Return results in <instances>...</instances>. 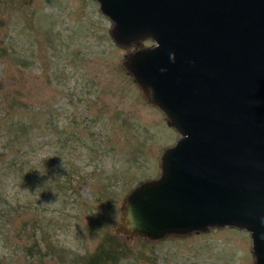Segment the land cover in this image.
Instances as JSON below:
<instances>
[{"label": "rangeland", "instance_id": "rangeland-1", "mask_svg": "<svg viewBox=\"0 0 264 264\" xmlns=\"http://www.w3.org/2000/svg\"><path fill=\"white\" fill-rule=\"evenodd\" d=\"M111 24L94 0H0V264H252L237 227L112 233L178 133L121 67Z\"/></svg>", "mask_w": 264, "mask_h": 264}, {"label": "water", "instance_id": "water-1", "mask_svg": "<svg viewBox=\"0 0 264 264\" xmlns=\"http://www.w3.org/2000/svg\"><path fill=\"white\" fill-rule=\"evenodd\" d=\"M94 1L127 49L121 67L178 133L157 176L124 196L112 233L158 241L237 227L264 264V0Z\"/></svg>", "mask_w": 264, "mask_h": 264}, {"label": "trees", "instance_id": "trees-1", "mask_svg": "<svg viewBox=\"0 0 264 264\" xmlns=\"http://www.w3.org/2000/svg\"><path fill=\"white\" fill-rule=\"evenodd\" d=\"M25 127V126H24ZM31 254V253H30ZM107 255H109V254H107ZM32 255H31V257L28 259V262L26 263V264H37L36 262H34L33 261V259H32ZM93 261L95 262V263H97V262H99L98 264H103L101 261H98V260H95V259H93Z\"/></svg>", "mask_w": 264, "mask_h": 264}, {"label": "clouds", "instance_id": "clouds-1", "mask_svg": "<svg viewBox=\"0 0 264 264\" xmlns=\"http://www.w3.org/2000/svg\"><path fill=\"white\" fill-rule=\"evenodd\" d=\"M134 228V226H129V230L131 231Z\"/></svg>", "mask_w": 264, "mask_h": 264}]
</instances>
